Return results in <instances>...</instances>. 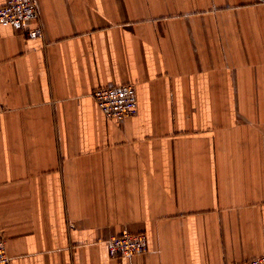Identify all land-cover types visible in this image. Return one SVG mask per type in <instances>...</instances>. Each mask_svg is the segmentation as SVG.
<instances>
[{
	"label": "crops",
	"instance_id": "0c3cea01",
	"mask_svg": "<svg viewBox=\"0 0 264 264\" xmlns=\"http://www.w3.org/2000/svg\"><path fill=\"white\" fill-rule=\"evenodd\" d=\"M37 6L24 29L0 26V238L12 264L263 254L264 0ZM120 83L139 101L122 122L93 94ZM124 232L147 233L149 250L112 257L108 239Z\"/></svg>",
	"mask_w": 264,
	"mask_h": 264
},
{
	"label": "built area",
	"instance_id": "2783aa9c",
	"mask_svg": "<svg viewBox=\"0 0 264 264\" xmlns=\"http://www.w3.org/2000/svg\"><path fill=\"white\" fill-rule=\"evenodd\" d=\"M38 16L37 0H6V3L0 6V26L11 25L16 29H24ZM42 32V27L38 26L32 29L30 34L41 35ZM93 94L98 107L105 115L119 122L136 115L139 111L137 89L133 83L100 87ZM4 110L3 104L0 103V114ZM108 248L112 257L144 253L149 250L148 235L145 232H124L113 235L108 239ZM0 264H12L4 238H0ZM228 264H264V253L245 261H234Z\"/></svg>",
	"mask_w": 264,
	"mask_h": 264
}]
</instances>
